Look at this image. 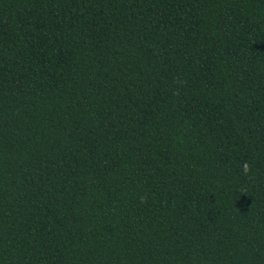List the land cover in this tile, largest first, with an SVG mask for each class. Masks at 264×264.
<instances>
[{
    "label": "trees",
    "instance_id": "1",
    "mask_svg": "<svg viewBox=\"0 0 264 264\" xmlns=\"http://www.w3.org/2000/svg\"><path fill=\"white\" fill-rule=\"evenodd\" d=\"M0 264H264V0H0Z\"/></svg>",
    "mask_w": 264,
    "mask_h": 264
},
{
    "label": "clouds",
    "instance_id": "2",
    "mask_svg": "<svg viewBox=\"0 0 264 264\" xmlns=\"http://www.w3.org/2000/svg\"><path fill=\"white\" fill-rule=\"evenodd\" d=\"M244 171H245V172H247V171H248V167H247V165L245 166V169H244Z\"/></svg>",
    "mask_w": 264,
    "mask_h": 264
}]
</instances>
